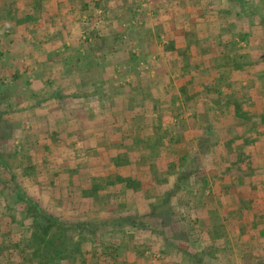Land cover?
I'll return each instance as SVG.
<instances>
[{
	"label": "rangeland",
	"instance_id": "1",
	"mask_svg": "<svg viewBox=\"0 0 264 264\" xmlns=\"http://www.w3.org/2000/svg\"><path fill=\"white\" fill-rule=\"evenodd\" d=\"M51 1L7 0V11H3V16H1L2 12H0V19H8L10 24L14 25L24 23L29 27L27 29L29 35L23 32L20 34V39H23L19 41L22 47L25 40L26 45L30 44V42L32 45H37V39L34 37L36 32L41 27H49L51 19L48 20L49 17L47 16ZM120 1L126 6L123 9L126 13L119 17L121 20L120 25L122 24L121 27L123 29L121 31H125L126 23H129L131 17H133V15L129 14L135 11L137 1ZM250 2L251 8L248 9L247 16H250V21L259 17L261 20L257 24L262 29L256 30L257 24L252 23L245 29L243 24L240 22L236 23L234 27L236 31L231 36L235 44L234 47L238 51L248 47L249 52L248 55L244 52L243 57L242 54L238 53L239 56L236 59L235 66H240L244 62H251L252 64V58L250 61L248 57L250 55L252 57V53L256 54L257 48L261 47L262 44H259V40L255 36L260 37L264 34V0H250ZM190 3H192L194 11L195 9H202V13H205L206 8L200 7L194 0H190ZM252 4L261 5L259 10L261 12H257ZM34 7H37L35 9L36 14L41 9H44L45 13L42 18L45 21H43L42 26L37 25L30 28L28 23L32 25L35 20L33 17L34 13H32ZM171 7L173 8L174 6ZM190 10L193 16L189 15L190 13L185 10L184 13L182 12L176 17L183 20L187 19L193 23L194 16L198 15V13H194L193 9ZM193 26L199 27L200 25L193 24ZM208 27L209 24L205 27L207 31H209ZM33 31L36 32L34 33ZM41 31L44 32L45 30L41 29ZM117 38L121 39V36ZM16 40H19V35L16 39L14 37L7 38L9 44L13 43L15 47L17 45ZM262 42L264 43L263 40ZM116 44H118L119 48L127 51V56L122 61L123 69L128 66L131 67V63L134 65L135 59L131 56L130 50L124 47L122 40L116 41ZM132 50L134 51V47ZM187 52L190 54L188 49ZM191 57L193 56L177 58L176 61L180 69L171 71V82H169L170 84L173 83L172 76H174L173 79H175L176 85L173 84V89L167 90L166 93L162 94V97L166 99L157 107L159 120L164 126L158 132L152 125L151 129L156 132L157 136L149 137V139L147 137L148 140L159 139L155 146L158 145L159 147L162 144L166 146L167 150L165 154H162V157L167 156V159H169L167 163L169 164L170 174L161 181H159L158 177L151 176L153 178L151 183L153 184H147V190L144 191H142L143 181H138L139 189L133 194L123 191V189H118V186H116L113 193V184L106 185V181L101 182L100 180L99 183L97 182L99 180H96L98 187L106 188L109 186V190H105L107 194L104 193L105 196L102 195L100 201H97L95 205L90 203V201L84 200H76L73 205L74 199L79 197V191L82 190L79 181L74 180L76 181L74 183L70 180L69 183L73 184L69 187L66 182H57L55 175L48 177V174L50 170L55 168V165H59L58 170L62 172L60 174V176L62 175L61 179L66 180V176L63 174L70 171L73 163L78 164L81 162L78 160L74 161L73 158L69 157V153L67 156L59 157V152L41 149L43 146L39 143L40 136L46 140L45 136L42 135L46 127H40V125L37 127L38 129L34 128L32 126L33 123L41 121V118L35 120L33 112L26 113L20 107V105L24 106V104L32 105L30 101L35 96L30 88L31 82L26 75L18 71L10 72L16 57L10 60L8 72V67L5 68L4 66L6 63L4 65L1 63L3 55L0 51V160L5 167L8 166L10 168L9 170L0 171V179L2 180L0 182V264H41V259H47L46 261L48 262L53 259L52 261L55 264H98L97 259H101V253L106 251L107 254L104 259H113L115 256L114 259H116L117 264H125L126 259H130V262L126 264H209L207 259L213 258V253L217 254V259H232L228 264H241L233 262L236 259L249 260L245 262H251L250 260L253 259H262L264 250V215L260 214L259 211L264 208V179L260 178L261 181L255 183H238L237 180L235 182L225 181L228 177L230 179L234 178L232 177L234 176V172L231 171L232 167H229L228 164L233 163L227 160L228 166L225 168L218 163V160L220 158L222 160V155H224L221 148L232 149L234 145H237L235 142V140H238L237 136L241 139V135L244 136L246 134V132H241L242 130H237L236 134L233 133L232 125L229 126V123L227 124L228 121L224 118L229 108L227 103L221 101H223L224 95L226 96L225 101H231L235 96L224 93L223 87H217L214 89L215 91L208 89V87L206 89L194 88L193 76L196 72L191 68L192 65L188 64L191 61ZM223 58H226V56H223ZM221 60L223 62L226 61L224 59ZM125 71L127 70H123V72ZM126 76L128 75L124 73L123 78ZM146 77L144 74L143 78L146 79ZM127 84L130 85L129 82ZM141 90L150 94V88L146 83H144ZM210 90L213 91L211 92ZM47 91L53 92L55 89L49 87ZM70 91L71 89L66 87L63 88L62 93L66 95ZM102 91V89H99V94L103 93ZM92 92L94 91L91 90ZM160 92L161 89L156 90V94ZM210 94H216V96L212 98ZM158 97L161 96L159 95ZM141 101L139 98L136 100L137 104H142ZM250 101L251 104L254 103L253 100ZM98 105L100 106L101 104ZM143 106L148 109L146 105ZM204 109L209 110V112L212 111L213 115L217 114V116L223 117L222 122L226 123L223 127L224 130L219 129L218 132L216 129L211 135L208 129L206 133L202 134V132L199 134L200 130L193 131L192 126L189 128V123L196 125L195 117ZM249 113V115L241 118L244 124L246 123L245 129L257 131L261 127L259 123H264V109L261 107L258 111L256 108L251 107ZM244 124L242 126L239 124L238 127L242 128L245 126ZM248 139H245L250 145V152L246 156V171L251 173L252 169H256L255 165L258 164V156L256 157L255 155L262 154L261 152L264 151H258L253 147L254 144L251 139L255 138H252V135L250 136L249 134ZM182 142H184V146ZM138 147V144L133 145L134 149ZM158 147H155L156 150L154 149V151H157ZM211 153L215 155L212 163L210 161ZM102 154L97 151V153L95 152L86 158V162L92 164L87 167L93 171L90 174L95 175L102 172L111 174L110 172L114 169L115 163L106 164L103 168L101 166L99 168L95 167L99 166L97 161L101 159ZM249 154L254 155V157L252 158ZM158 160L155 159V161ZM208 161L210 162L207 163ZM138 164L146 165V161L142 160V163L139 162ZM157 164L158 166L161 165L159 161ZM153 165L152 170L156 168ZM241 171H243V168ZM142 172L144 174H142V179L140 180H145L144 178L149 177L147 169ZM160 173H158V176H160ZM10 174L15 176L13 183L9 181L11 179ZM213 177L217 178L218 181L213 182ZM50 181L56 184V190L59 194L56 192L52 193L55 187L53 188V184ZM161 182L164 185L163 190L167 191L164 196L169 197L168 201H170V197H173L171 201L173 218L170 219V215L168 217V213H164L165 223H167L169 228V230H166L168 233H165V235L160 234L164 230V225L157 218H147L145 227L143 225L135 226L133 222L134 220L137 221L138 216L134 212L129 214L130 211H135L148 202H157L155 200L156 196L153 195L159 194L155 190L159 188L158 185H161ZM12 184H17V187L24 194L38 202L45 214L54 215L59 220H65L69 224L77 223L76 220L85 217L86 220H90L88 223L91 224L85 227L79 226L76 229H67L66 227L61 231L53 229L47 239L54 237V244L45 242L41 249H38L40 242L38 239H34L35 237L31 234L32 230H30L31 218L29 210L25 209L24 204L17 202L18 193L13 187H9ZM86 184L88 185L89 182L86 181ZM170 190H173V195L171 196L168 194ZM217 191L220 196L216 195ZM128 196L130 201L126 200ZM125 201H129V204H123ZM153 207V215H162L157 210L158 206L153 204ZM117 215L118 217H123L124 221H122L123 219L113 221L112 219L118 218ZM139 221H142L141 217ZM230 221H233L231 225H229ZM205 228L208 230L214 229L218 231V234L220 233L217 241L219 240L218 246H224L223 248L217 249L218 246H216L211 253L206 247L203 248L206 244L211 243L210 240L206 239L199 241V234L208 233V231L205 232ZM225 234L226 241L221 236ZM194 237H196L195 240H193ZM229 239L234 241V256L229 249L227 251L225 248ZM51 249L53 250L52 253H50ZM46 250L50 253L49 257L46 255ZM229 256L232 258H227ZM58 259L64 260L59 262ZM250 264H255V262Z\"/></svg>",
	"mask_w": 264,
	"mask_h": 264
},
{
	"label": "crops",
	"instance_id": "2",
	"mask_svg": "<svg viewBox=\"0 0 264 264\" xmlns=\"http://www.w3.org/2000/svg\"><path fill=\"white\" fill-rule=\"evenodd\" d=\"M136 1L135 11L129 14L133 15V17H131L129 23H126L125 31H121L123 29L121 27L122 24L120 25L121 20L119 17L126 13V11H123L126 6L120 0L102 2L98 0H52L47 16L49 17L48 20L51 19L49 27H41L39 31H33L34 33L36 32L34 37L37 39V45H32L31 42L26 45L25 40L23 47L19 42L23 40L20 39V34L23 32L29 35L27 33L28 25L24 23L14 25L10 24L8 19H0V51L3 55L1 63L2 65L6 63L7 65H4L6 68L9 66L10 60L16 57L10 72L18 71L26 75L31 82L30 88L35 96L30 101L32 105L24 104V106L20 105V107L26 113L33 112L35 120L41 118V121L35 122L36 124L33 123L32 126L34 128L40 125V127H46V129L43 128L44 134H42L46 140L40 136L39 143L43 146L41 149L59 152V157L67 156L70 151H77L75 156L72 157L73 160L80 161L81 167L87 168L91 166L92 164L86 162V158L95 152H87H92V149H95L96 153L97 151H105L103 147L106 143H103L102 137L93 138L92 144L81 142L82 146L76 148L71 142H67L60 136L56 140H53L54 138H50V136L60 135V133L65 134L73 130H78L85 137L95 134V131L103 134L105 128L107 129V125L99 122L98 117L103 114L101 110L107 106L108 94L115 95L116 90L128 87L127 82L130 85L139 82L137 84H141L142 87L144 83L148 84L149 82L154 83L155 87L166 86L167 83L171 82V71L180 69L176 61L177 58L187 54V47L181 31L189 25L197 24L200 27L203 26L197 36L198 47L193 49V51L190 50L191 47L188 49L190 53L195 55L193 59L197 60L196 64L193 65V71L196 72L193 77L194 88L206 89L208 87V89L214 90L217 87H223L224 93L234 95L235 97L231 101H225V95L223 101H221L227 103L229 108L224 118L228 121L227 124L229 123V126L232 125L233 133L236 134L237 130L246 132L244 136L240 134L241 139L237 136L238 140H235L237 145H234L232 149L221 148L224 155H222V160H220L221 158L218 160L219 165L222 164L225 168L229 164V167H232L231 171L234 172V176H232L234 178L230 179L228 177L225 181L235 182L237 180L238 183H255L261 181L260 178L264 179V152L255 155L256 157L258 156V164L255 167L259 171L257 173H254V169H252L251 173L246 171V156L250 152V145L246 140L249 134L250 136L252 135V138H255L251 139L254 144L253 147L258 151H264V123H259L261 127L257 131H248L245 129L246 123L244 124L243 119H241L243 116L250 114L249 110L251 107L256 108L258 111L261 107L264 109V43L262 42V40L264 41V34L260 37L255 36L259 40V44H262L261 47L257 48L256 54L252 53V57L251 55L248 57L250 61L252 58V64L251 62H244L240 66H235L236 59L239 54H242L243 57L244 52L248 55L249 48H243L241 51L236 50L231 38L232 33L236 31L234 29L236 23L240 22L247 29L250 23L257 24L261 20L259 17L252 21L249 20L250 16H247V14L248 9L251 8L250 0H194L198 3L197 5L206 8L205 13H202V9H195L194 11L190 0ZM252 5L257 12H261L259 11L261 5ZM7 6V0H0L1 16H3L4 10L7 11ZM171 6L174 7L172 8ZM36 8L32 9L35 20L32 25L28 23L30 28L37 25L42 26L43 21H45L42 18L45 13L44 9H41L36 14ZM190 9H193L194 13H198V15L194 16L193 23L187 19L183 20L176 17L180 13H184L185 10L189 13L192 12ZM189 15L193 16V13ZM207 24H209V31L205 28ZM255 28L256 30L262 29L258 24ZM41 29L45 31L42 32ZM241 32L243 31L241 30ZM18 35L17 45L15 47L13 43H10L12 47L7 38L14 37L16 39ZM118 36H121V39L117 38ZM120 40H122L124 47L130 50L131 56L135 59L134 65L131 63V67L128 66L125 69H123L122 61L126 58L127 51L119 48L118 44H116V41ZM133 47L134 51L132 50ZM223 56H226V58H223ZM221 59L226 61L223 62ZM123 70L127 71L123 72ZM7 71L9 72V67ZM124 73L128 75L125 78H123ZM144 74L147 76L146 79L143 78ZM173 77L172 84H175ZM49 87L55 89V91L48 92L47 89ZM66 87L70 88L71 91L64 95L62 91ZM99 89H102L103 93L99 94ZM91 90L94 92L91 93ZM213 90L210 91L212 92ZM210 96L214 98L216 94H210ZM250 100H253L254 103L251 104ZM98 104L104 105V107ZM242 109L245 111L243 112ZM247 109L249 110L246 111ZM198 114L195 117L196 125L194 126L193 123L188 124L190 125L189 128L192 126L193 131L200 130L199 134L202 132L204 134L208 129L212 135L214 130L217 129L219 132V129H224L223 127L226 123L222 122L223 117H219L217 114L213 115L212 111L209 112L206 109ZM85 117H87L86 120L89 123H83ZM216 119H219V121ZM51 124L54 129L50 128ZM239 124L241 126L244 124L245 126L239 128ZM98 135L101 134L99 133ZM153 140L157 141L159 139L153 138ZM115 143H111V145L117 147L118 145ZM182 144L184 146V142ZM155 147H158V145L154 146V149ZM250 156L254 157V155ZM227 160L233 164H227ZM236 161L237 163H235ZM97 162L99 166L95 167L98 168L100 166L103 168L106 164L115 163L114 169L110 172L111 174L102 172L106 177L120 172L117 165L122 162L116 163L113 159H103L102 157ZM73 166H75L74 163ZM153 166L156 168L152 170V166L147 163L146 165H141L128 162L124 166H120V168L129 169L133 177L140 179H142V174H144L142 171L147 169L149 177L144 178L145 180H140V182L143 181L144 183L147 181L149 184H153L151 183L153 181L151 176H156L161 181L170 174L169 172L164 175V171L167 169L170 171L168 163L160 166L154 163ZM242 168L243 171H241ZM158 171L161 172L160 176H158ZM122 176H125V172H122ZM217 181V178L213 177V182ZM116 186H118V189H123V191H127L130 194L135 192L132 189H128L124 182H117L112 186L114 188L113 193ZM107 189L109 190V186L103 187L104 193L107 192L105 191ZM161 195L163 194L161 193ZM216 195L220 196V193L217 191ZM153 196L158 198L160 193ZM126 200H129V196ZM129 201H125L123 204L128 205ZM259 212L264 215V208ZM231 222L233 221H230L229 225L232 224ZM206 231L208 233L204 235L199 234V241L203 239L210 240L211 243L206 244L203 248L206 247L211 253L212 249L218 246L219 240L217 241V238L220 233L218 234V231L214 229L208 230L205 228ZM221 236L225 241L227 240L226 234ZM233 242V239H229L225 248L227 251L229 249L234 256L233 250L235 247ZM223 247L218 246L217 249ZM212 256L213 258L207 259L209 264H228L232 261V259H217V254L215 253ZM262 256V259L250 261L255 262V264H264V250ZM227 258L232 257L229 256ZM245 261L249 260L236 259L233 262L242 264ZM251 262H245L244 264H250Z\"/></svg>",
	"mask_w": 264,
	"mask_h": 264
},
{
	"label": "trees",
	"instance_id": "3",
	"mask_svg": "<svg viewBox=\"0 0 264 264\" xmlns=\"http://www.w3.org/2000/svg\"><path fill=\"white\" fill-rule=\"evenodd\" d=\"M200 29H202V27L189 25L187 28L181 31V34L183 35L182 38L184 39V43L186 44L187 49H190L191 47L190 50L193 51V49L198 47V41H197L198 37L197 36L199 35V31L201 32ZM192 35L193 37H191ZM190 55H192L193 57L195 56L193 53L188 54L187 52V54H184L181 57L186 58ZM193 57H191V61L190 63H188L189 65L190 64L192 65L191 68H193V65L196 64L195 62H197V60L193 59ZM187 77L190 79L189 76ZM137 83L139 82H136L134 85L131 84L126 88H122L121 90H116L115 95L108 94L109 97L107 98L108 100L107 106H105L104 109L101 110L103 114H101L100 117H98L99 118L98 120H100L99 122L107 125V129L105 128V131L103 134L99 131H95V134L85 137V135L82 133H79L78 130L71 131L72 135H71V132H66L65 134L60 133V135L51 134L52 136H50V138H55L54 140H56L58 139L57 137L60 136V138L66 140L67 142H71L76 148L81 147L82 143L86 144V142H88L89 144H92V139L97 136L102 137L103 143H106V145H104L103 147L105 151H100L101 154L103 153L102 158L103 159L105 158L113 159L116 163L122 162L119 165H117L120 172L114 175H111L112 177L111 176L106 177L104 176L103 173L92 175L90 174V172H93V171L90 168L81 167L79 163L74 164L75 166H73L68 173H65L66 175L63 174L64 176H66V180L61 179L62 175L60 176V174L62 172L58 170L59 165H55L54 166L55 168L50 170L48 177H51V176L53 177L55 175L56 176L55 178H57V182H60V183L66 182L69 187H71L73 184V183L71 184L69 183L70 180H72V182L74 183H76V181L77 182L79 181V184H81L82 186V190L79 191L80 195L78 198L74 199L73 205L76 200L90 201V203H92L93 205H95L97 201H100L101 196L104 195L103 187H100V186L98 187L97 185L98 184L97 182L100 183V180L101 182L106 181L107 184H116L117 182H124L125 186L128 189H132L133 191L136 192L140 186L138 183V181L140 182V178H137L135 176L133 177L129 169L120 168V166H124L128 162H135L137 164L139 162L142 163V160H145L146 163L149 164L150 166H152L156 162L158 163V161L161 163V165L167 164L169 160L167 159L168 157L167 156L162 157V154H165L167 150L166 146L162 144V146L158 147L157 151H154V146L156 145L157 141L153 139H150V140L148 139L149 137H153L156 135L155 132L152 131L151 129L152 125H153V128H156L158 132L160 129H162V126H164L163 123H161V121L159 120L157 107L164 101V99H166L162 97L163 96L162 94L166 93L167 90L173 89L174 86H172L173 84L167 83L166 86H163L164 88L155 87L154 83L149 82L146 85L150 88V94H151L150 95L149 93L141 90L142 85L141 84L139 85ZM159 89H161V92L159 94H156V90H159ZM159 95L161 97H158ZM138 98L139 100H142L141 101L142 104H139V103L137 104L136 100H138ZM149 101H152V102H149ZM143 105H146L148 109H146ZM89 116H93V115H89ZM86 119L87 117L83 119L84 120L83 123H89ZM216 120L219 121V119H216ZM50 128L51 129L53 128L52 124ZM99 133L101 135H98ZM111 143H115L118 146L113 147ZM134 144H138L139 147L134 149L133 148ZM69 147L71 148L70 145ZM92 150H93L92 152H87V153L96 152L95 149H92ZM76 152L77 151H70L69 157L71 158L74 157ZM210 157H211L210 161L212 163L214 161L213 158L215 157V155L211 153ZM155 159H159V160L155 162ZM210 161H208L207 163H209ZM6 169L9 170L10 168L8 166L5 167L2 161L0 160V171L6 170ZM64 169L68 170L66 168ZM161 171H162V167H161ZM258 171L259 170L254 169V173H257ZM122 172H125V176H122ZM168 173H169L168 169L164 171V175H167ZM10 175H11V179H9V181L10 183H13V181H15L14 180L15 176L13 174H10ZM96 180H99V181L96 182ZM86 181L89 182L88 185L86 184ZM0 182H2L1 179H0ZM52 184H53V188L55 187L52 193L56 192L57 194H59V192L56 190V184L54 183ZM147 184H149V182L147 181L143 183L142 191L147 190ZM12 185H10L9 187H13L16 190V193H18L17 202L18 203L21 202L22 204H24L25 209L29 210L30 218H31L30 230H32L31 234L33 237H35L34 239H38V241L40 242L38 244V249H41V246L45 242L54 244V239H53L54 237L47 239V236H49L50 232L53 229H55L56 231H61L62 229H65L66 227L67 229L69 228L76 229L79 226L85 227L86 225L91 224V223H88L90 220L89 221L86 220L85 217H83L82 219H79L80 221L76 220L77 223L69 224L65 220L64 221L59 220L58 217L54 215L52 216V215H49L48 213L45 214L43 212L42 207L40 206L38 202H36L32 198H29L27 194H24L17 187L18 186L17 184L13 186ZM158 187L159 188L155 190L160 193V196L158 198H155L157 202H154V203L148 202L147 204H144L140 208L136 209L135 211L134 210L130 211L129 214L132 212L137 214L138 216L137 221L134 220L133 222L135 226L143 225L145 227L146 226L145 220L147 218L148 219L157 218L164 225L163 227L164 230L160 234L165 235V233H168L166 232V230H169V228L167 227L168 226L167 223H165L164 213H168V217L170 215V219L173 218L172 217L173 214H171V206H172L171 201L173 197H170V201H168L169 197H167L166 195L164 196V194H166L167 191L163 190L164 185H162V182H161V185H158ZM173 190L168 191L169 196L173 195L172 194ZM161 193L163 195H161ZM153 204L159 207L157 210H159L160 211L159 214H162V215L160 216L153 215V211H154ZM140 217L142 221H139ZM122 219L123 217H118L117 219H112V220L119 221ZM122 221H124V219ZM52 249L50 253H52L53 251ZM106 252L101 253V259H97L98 264H103V262H105V264H117L116 259H114L115 256L114 258L111 256L113 259H108V258L104 259L105 255L107 254ZM46 253H47L46 254L47 257H49L50 256L49 251H47ZM60 258H64V257H60ZM46 260L47 259H41V264H55L52 261L53 259L50 262ZM58 260L59 262H62L64 259H58ZM124 260H122V262H124ZM126 260L124 262L125 264L130 262V259H126Z\"/></svg>",
	"mask_w": 264,
	"mask_h": 264
}]
</instances>
